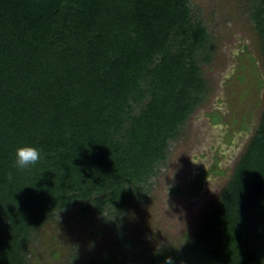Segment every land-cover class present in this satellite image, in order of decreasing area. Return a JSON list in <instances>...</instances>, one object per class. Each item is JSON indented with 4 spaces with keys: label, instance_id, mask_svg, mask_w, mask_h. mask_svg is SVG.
Wrapping results in <instances>:
<instances>
[{
    "label": "trees",
    "instance_id": "obj_1",
    "mask_svg": "<svg viewBox=\"0 0 264 264\" xmlns=\"http://www.w3.org/2000/svg\"><path fill=\"white\" fill-rule=\"evenodd\" d=\"M211 50L189 0H0V264H28L34 231L74 205L120 223L206 98ZM25 144L42 158L20 170ZM117 238L76 264H264V111L186 244L136 251Z\"/></svg>",
    "mask_w": 264,
    "mask_h": 264
},
{
    "label": "rangeland",
    "instance_id": "obj_2",
    "mask_svg": "<svg viewBox=\"0 0 264 264\" xmlns=\"http://www.w3.org/2000/svg\"><path fill=\"white\" fill-rule=\"evenodd\" d=\"M257 0H189L193 20L211 40V59L202 61L206 98L177 135L167 141L144 190L120 216L84 215L79 205L56 213L34 231L28 264H76L115 246L120 232L136 251L186 244L216 204L264 111L262 38ZM213 116L220 118L219 122ZM78 260H77V259Z\"/></svg>",
    "mask_w": 264,
    "mask_h": 264
},
{
    "label": "clouds",
    "instance_id": "obj_3",
    "mask_svg": "<svg viewBox=\"0 0 264 264\" xmlns=\"http://www.w3.org/2000/svg\"><path fill=\"white\" fill-rule=\"evenodd\" d=\"M41 158L42 153L40 148L25 144L16 149L15 166L20 170L29 169L36 165ZM166 264H172L171 258L167 259Z\"/></svg>",
    "mask_w": 264,
    "mask_h": 264
},
{
    "label": "flooded vegetation",
    "instance_id": "obj_4",
    "mask_svg": "<svg viewBox=\"0 0 264 264\" xmlns=\"http://www.w3.org/2000/svg\"><path fill=\"white\" fill-rule=\"evenodd\" d=\"M214 121L219 122L220 121V118H218V120H214Z\"/></svg>",
    "mask_w": 264,
    "mask_h": 264
}]
</instances>
